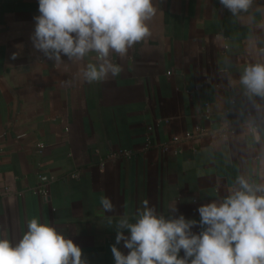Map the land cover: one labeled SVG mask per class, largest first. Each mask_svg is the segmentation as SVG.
Returning a JSON list of instances; mask_svg holds the SVG:
<instances>
[{"label": "crops", "instance_id": "0c3cea01", "mask_svg": "<svg viewBox=\"0 0 264 264\" xmlns=\"http://www.w3.org/2000/svg\"><path fill=\"white\" fill-rule=\"evenodd\" d=\"M154 3L150 36L112 56L121 74L86 84L76 65L54 69L33 50L37 0H0V234L18 240L38 217L81 246L87 264H114L101 196L118 213L148 199L199 221L196 209L237 175L264 176V120L248 123L251 105L225 76L254 58L253 40L264 47V0L240 18L218 0Z\"/></svg>", "mask_w": 264, "mask_h": 264}, {"label": "clouds", "instance_id": "9594fccd", "mask_svg": "<svg viewBox=\"0 0 264 264\" xmlns=\"http://www.w3.org/2000/svg\"><path fill=\"white\" fill-rule=\"evenodd\" d=\"M218 3L240 18L250 12L254 0ZM37 4L39 14L33 17L29 37L33 50L54 69L66 62L76 65L75 79L86 84L118 77L123 68L113 54L123 58L145 41L151 34L149 22L158 15L154 0H37ZM249 49L254 58L238 69L237 78L227 72L225 76L229 87L239 88L251 105L255 115L248 123L255 126L257 118L264 120V47L253 40ZM19 54L12 52L10 59ZM99 204L104 214L113 213L107 216V225L116 231L110 249L114 264H264V176L257 181L251 175H237L223 195L196 209L199 221L174 215L176 204L168 206L167 214L158 211L148 199L131 215L118 213L106 195ZM196 227L198 232L193 231ZM0 264L87 261L81 246L60 228L34 217L18 240L0 234Z\"/></svg>", "mask_w": 264, "mask_h": 264}, {"label": "built area", "instance_id": "2783aa9c", "mask_svg": "<svg viewBox=\"0 0 264 264\" xmlns=\"http://www.w3.org/2000/svg\"><path fill=\"white\" fill-rule=\"evenodd\" d=\"M261 121H263V120H260V121H257V122H256V125L254 126L255 129L259 128V124H260ZM146 147H149V143L146 144ZM38 148H39L40 151H42V149H43V145H41V144L38 145Z\"/></svg>", "mask_w": 264, "mask_h": 264}]
</instances>
